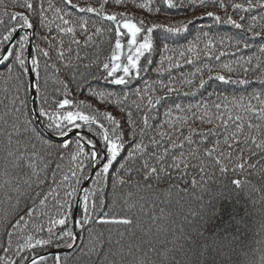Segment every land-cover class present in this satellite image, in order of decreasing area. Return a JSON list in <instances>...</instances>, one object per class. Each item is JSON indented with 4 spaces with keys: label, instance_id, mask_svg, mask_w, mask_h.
<instances>
[{
    "label": "snow or ice",
    "instance_id": "6c2138e0",
    "mask_svg": "<svg viewBox=\"0 0 264 264\" xmlns=\"http://www.w3.org/2000/svg\"><path fill=\"white\" fill-rule=\"evenodd\" d=\"M14 3L24 12L4 13L8 24L0 18V26L5 28L0 34V66H3L0 84L4 85L5 96V100L0 101L3 105L0 110V188L4 189L9 206L17 211L14 216L6 217L3 224L0 264H80V256L92 255L97 256L99 264H234L236 238L231 233L206 235L205 224L223 214L224 210L217 205L231 198L232 185L242 188L251 183L229 179L230 169L259 175L264 180V72L256 80L261 85L260 91L229 98L213 90L208 93L207 102L185 106L173 100V94L194 97L200 90L207 91L211 86L209 82L250 84L247 75L252 70L253 56L245 60L241 55L232 64L222 63L221 71L205 63L207 80L202 69L197 68L200 75L196 83L192 78L173 75L174 68L182 67L181 61L164 54L177 52L173 45L194 35L186 49L178 52L184 63L193 64L185 53H192L196 42L201 41H206L202 51L208 61H220L226 55L236 57L243 49L252 47L249 36L253 40L264 36V24L260 25V31L255 30L257 10L264 12V0H231V3L228 0H133L134 7L149 16L166 10L200 12L174 23L149 22L147 17L137 19L129 15L128 0H97L95 5L86 7L73 0H14ZM68 6L75 12L68 11ZM113 6L124 10L110 11ZM209 7L222 10L225 15L200 11ZM229 8L232 14H228ZM205 19L212 21L207 31L201 28L194 34L190 32L197 21ZM259 19L264 21V17ZM97 21H104L107 26L96 27ZM90 22L95 28L94 34L101 31L114 34L111 55L96 64L99 74L90 71V65H84L82 70L65 54L66 51L71 53L72 43L80 45L77 30L85 35V42L91 40L87 35ZM53 23H56L55 36L51 35ZM221 24L240 31L236 37L221 36V48L215 49L218 54L213 55L216 37L212 34L215 26ZM45 29L48 34H44ZM65 35L71 37L67 49ZM225 40L229 41L232 52L223 50ZM41 43H47V48ZM258 52L264 55V43L260 44ZM199 55L197 51V58ZM76 59H80L79 53ZM233 65L241 71L237 72ZM257 67L262 68L264 64L258 63ZM52 69L58 74L56 90L49 89ZM224 70L227 75L221 74ZM149 72L156 74L151 84L145 81L144 87L133 86V81L144 79L141 73ZM165 72L168 73L166 80ZM108 85L124 86L129 91L121 89L117 93L109 90ZM185 85L189 90L182 92ZM192 88L195 91H191ZM130 94L139 98V102L134 99L132 105L126 106ZM213 96L215 101L211 100ZM112 107L123 115L118 117L109 111ZM210 107L215 111H210ZM161 108L166 118L164 123L158 119ZM173 112L185 115L177 116L174 122ZM188 114L193 118L191 123L198 120L201 125L212 127L201 131L189 126L188 134L184 135V126L190 123ZM166 125L168 130L162 131ZM66 156L74 167L58 184L57 175L62 172ZM133 163H138L139 167L130 168ZM257 165L261 167L258 169ZM189 170L200 176L199 181L195 177L191 179L192 188L199 186L208 190L205 177L214 180L217 171L223 179L209 201L186 216L179 229H169L163 240L159 236L164 229L158 228L155 236L149 229L143 237L129 244L124 243L125 232H119V239L113 244L111 231L106 238L97 230L98 225L124 226L126 230L133 229L134 235L137 227L129 215L114 212L115 200L110 202L107 191L109 180L113 192L132 181L133 174L138 177L137 188L153 190V181L159 184L175 180L170 188L184 192L179 184L189 183L186 179ZM49 179L57 187L49 186L50 190L45 192ZM60 187H63V198L58 201L56 217L49 215L47 225L33 223L37 208H45L54 193L59 196ZM134 207V204L129 205L128 211ZM192 215L196 218L191 219ZM156 219L150 217V220ZM84 234L86 241L81 243ZM64 249H75V252L72 256L59 254ZM260 264H264V256Z\"/></svg>",
    "mask_w": 264,
    "mask_h": 264
},
{
    "label": "trees",
    "instance_id": "16d2710c",
    "mask_svg": "<svg viewBox=\"0 0 264 264\" xmlns=\"http://www.w3.org/2000/svg\"><path fill=\"white\" fill-rule=\"evenodd\" d=\"M231 3V0H228ZM237 2H243V0H237ZM73 3H79L80 6L86 7L89 4L95 5L97 0H73ZM128 6L131 9L129 15L136 16L137 19L147 17L149 22L158 21L160 23H174V22H182L186 18H190L193 15H200V12L192 13L185 12L184 10H166L161 14L156 15L153 14L149 16L146 11H140L136 9L133 5V0H128ZM110 11H123L122 8L112 7L109 9ZM68 11L75 12L70 6H68ZM202 11H214L218 15L224 16L225 13L222 10H218L217 8L209 7L208 9H201ZM12 12H24V9L15 5L14 0H3L0 3V18L5 20V23L8 24V17L4 15V13H12ZM258 12V19L256 21L257 27L256 31H260V25L264 24V21L259 19V17H264V12ZM228 14H232L231 8L228 10ZM255 14V13H253ZM84 15V14H80ZM90 15V14H89ZM251 15V14H249ZM50 19L51 14H49ZM234 19H239L238 16H234ZM58 23V22H57ZM212 21L210 19H205L202 21H197L194 29H190L191 33H195L199 29L203 28L205 31L208 29V25L211 24ZM96 27L105 28L106 22L97 21ZM247 26V25H246ZM52 33L51 35H57L56 32V23L52 24ZM4 26H0V34L4 32ZM240 30L234 29L229 25L221 24L216 25L214 28V32L212 35L216 37L214 40V50L213 55L218 54L215 49L221 48L220 37L221 36H232L236 37ZM95 28L92 26L91 22L89 25V31L87 33L88 36L92 37L91 40L86 41L85 35L79 33L77 30L76 39L80 40L81 43L79 46L72 43L71 53L66 51V56H71L73 63L79 64L80 68L83 70L84 65H90V71L97 72L96 64L103 62L106 60L108 56L111 55V49L114 47V34L108 33L106 31H101V33L94 34ZM23 34V33H21ZM29 34H31V30H29ZM44 34L47 33V29L44 30ZM211 38V37H210ZM35 39V38H34ZM65 48L70 44L71 37L65 35L63 37ZM194 39V35H188L187 40L181 39L179 40L173 47L177 48V52L175 53H165L164 55H173L177 59L181 61V68H174L173 75L178 77L182 76L183 78H192L196 83H198L199 73H197V68L202 69L204 73V78L207 80V68L204 67L205 63H208L210 66H214L216 71H221L220 65L222 63H233V60H238L241 55L244 56V59L247 60L249 55L253 56V63L251 65V71L247 75V79L251 81L248 85H220L219 82H209L210 87L207 88V91L200 90L194 97H184L182 94L177 96L173 94L172 99L177 103L184 104L187 106L188 104H196L200 101L207 102L209 100L208 93L213 90L218 92H223L224 95H228L229 98L232 97H241L248 96L253 91H260L261 85L256 82L257 77L264 72V67L258 68L257 64H264V55H261L258 52V47L260 44L264 43V36L256 37L254 40L249 36L250 44L252 45L249 49H243L241 52L237 53L236 57H232L230 55H226L221 57L220 61L211 60L208 61L207 58L203 55L204 43L206 41L196 42L194 51L192 53H185L186 57L193 60V64L188 65L183 62V59L178 56L179 51H184L187 47L188 41ZM39 42V41H37ZM42 47L47 48V43H41ZM223 50L227 52H232L233 49L229 47V41L225 40L222 46ZM197 51H200L199 58H197ZM79 53L80 59H76V54ZM53 60L55 61V50L52 52ZM259 58V60H257ZM156 64L158 66L159 57H154ZM95 62V63H94ZM143 63V61H141ZM167 66V62L165 67ZM237 68V72L241 71L236 65H233ZM3 66H0V70H2ZM216 71L212 74L215 75ZM192 73H197L195 76H192ZM97 74H99L97 72ZM221 74L227 75L226 70L222 71ZM58 74L55 73V70L52 69L49 71V89L56 90L59 88V85L56 83V76ZM144 77L141 81H133L134 87H144V82L147 81L148 84L153 82V79L156 78L155 72H149L147 74L141 73ZM168 77V73H164V79L166 80ZM63 79V76H60ZM233 78H240L239 76H234ZM219 85V86H218ZM4 85L0 84V101L5 100L4 93L2 91ZM108 89L119 93L121 89L124 91H129V89L124 88V86H114L108 85ZM189 90L185 85L182 88L183 91ZM191 91H195V88H192ZM56 95H59L57 92ZM137 100L139 102V98L134 97L133 95H129V99L126 102V106L132 105L133 100ZM216 97H211L212 101H215ZM146 103V99H145ZM253 104L256 103L255 100L252 101ZM3 105L0 104V110H2ZM135 111V108L132 109ZM109 111H113L115 115L118 117L123 115L120 113L118 108L112 107ZM210 111L214 112L215 109L210 107ZM239 111V109H237ZM164 109H160L159 122L164 123L165 116L163 115ZM184 113H176L173 112L172 119L175 122V118L177 116H183ZM189 120V124L184 126V135L188 134V127H196L201 131H207L212 125L203 124L197 120L195 123H191L192 116L191 114L187 115ZM168 126L166 125L162 131H167ZM223 129H221L222 131ZM147 143V141H145ZM211 145H209L210 147ZM196 147V145H193ZM122 162V161H121ZM62 172L57 175V183L59 184L63 180L64 174H69L70 169L74 167V163L71 161L70 157L66 156L65 160L62 162ZM138 163L130 164V168L135 169L138 168ZM261 165H257L259 169ZM211 171V169H209ZM251 171V170H249ZM128 184L123 186H118L113 192L111 184L112 181L109 180L108 193L110 197V202L112 199L115 200L116 207L114 212L119 213L121 215L127 214L131 218L136 221L137 227L133 229H125L124 226H108V225H98L97 230L104 233V236L107 238L109 232L111 231V236L113 240V244L115 241L119 239V232H125L124 243H134L139 240L141 237L145 235L147 230H151V234L155 236L157 234L158 228L164 229V232L160 234L159 239L163 240L165 235H168V230L176 231L181 227L184 223V218L189 216L190 213H195L197 210L201 209L204 204L209 201L210 195L213 191L219 190V181L223 179L219 172H216L214 180L207 179V188L208 190H203L201 187L192 188L191 187V179L195 177L198 181L200 180V176L196 174V172L189 170V174L186 179L189 183L184 184L180 183L179 188L185 189L184 192H180L178 188L172 187L170 188L171 183H175L174 181H170L165 183L161 181L157 184L156 181H153V190H146L145 188H137L135 187L136 179L135 177ZM174 177L176 173L173 174ZM127 179V175L124 176ZM229 179H240L242 181L249 180L251 183L245 184L242 188H236L234 185L231 186L232 194L231 198L227 200L220 201L217 207L219 209H223V214H218L214 216L211 220H209L205 224V232L206 235H215L216 233H221L222 235H227L231 233V236H234L237 240L236 251L234 252L232 259L234 264H260L261 257L264 256V180L261 179L259 175H249L248 172H232L231 169L228 173ZM215 181V182H214ZM51 188H56L57 185L52 184L51 179H49L48 185H45V192H48ZM91 187V185H88ZM59 191V196H56L55 193L49 197L47 205L45 208H37V212L33 218V223L43 222L47 225L48 216L56 217L58 211V201L63 198V187L57 189ZM202 198V199H201ZM125 201L128 203L126 204ZM15 202L13 201V204ZM30 203V201H29ZM135 205L131 211H128L129 205ZM143 205V210H141V206ZM21 207H23V203H21ZM16 209L10 207L6 197L4 189L0 188V234H3V224L5 222L6 217L14 216L16 213ZM42 213H47L48 215H42ZM21 215L23 212L20 213ZM155 216L157 219L155 221L150 220V217ZM18 218V216L16 217ZM191 219H195L196 217L192 215ZM236 221H240L239 224ZM227 228L228 232L225 233L224 229ZM78 231V230H77ZM230 236V238H231ZM86 241V234L82 236L81 243ZM107 245H105V250ZM75 252V249H72L69 253L61 254L72 256ZM0 255H3L0 252ZM79 256V253H77ZM102 259V257H101ZM131 261V257H129V262ZM92 262H97L99 264L97 256L92 255L88 256H80V264H92Z\"/></svg>",
    "mask_w": 264,
    "mask_h": 264
},
{
    "label": "water",
    "instance_id": "95a60500",
    "mask_svg": "<svg viewBox=\"0 0 264 264\" xmlns=\"http://www.w3.org/2000/svg\"><path fill=\"white\" fill-rule=\"evenodd\" d=\"M21 34V33H20ZM30 107H33L32 105H30ZM71 250H68V249H64L62 250L59 254H66V253H69Z\"/></svg>",
    "mask_w": 264,
    "mask_h": 264
}]
</instances>
